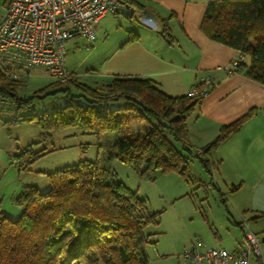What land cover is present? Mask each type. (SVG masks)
<instances>
[{"label": "trees", "instance_id": "1", "mask_svg": "<svg viewBox=\"0 0 264 264\" xmlns=\"http://www.w3.org/2000/svg\"><path fill=\"white\" fill-rule=\"evenodd\" d=\"M201 30L246 55L249 64L237 62V70H245L246 76L264 84V0L211 1ZM24 80L0 71V100L16 112L31 102L17 94ZM56 92L65 94L62 105L21 115L20 120L36 122L43 139L66 126L95 135L122 131L107 147L106 158L124 161L141 176L153 169L187 174L194 158L210 171V150L250 115L224 125L212 142L198 150L189 142L186 127L188 116L202 99L198 96L167 95L150 79L113 78L91 86L74 75L68 82L50 83L34 96ZM120 99L127 104L110 106ZM143 121L148 125L140 132L128 130L131 123ZM23 154L18 157L28 161L41 155L30 147ZM16 165L23 169L19 161ZM112 175L98 160H80L47 173L48 190L24 185L15 198L18 216L10 218L0 212V264H148L146 245L155 240L147 227L159 224V213L150 211L144 199L113 181Z\"/></svg>", "mask_w": 264, "mask_h": 264}, {"label": "crops", "instance_id": "2", "mask_svg": "<svg viewBox=\"0 0 264 264\" xmlns=\"http://www.w3.org/2000/svg\"><path fill=\"white\" fill-rule=\"evenodd\" d=\"M211 1L215 0H123L119 13L106 14L96 25L98 32L103 28L101 21L111 14V49L99 62V83L113 78L150 79L167 95L179 97L212 77L210 92L186 121L187 138L198 150L212 142L224 125L250 112L238 130L210 150V171L194 159L225 188L226 213L240 215L260 240L261 256H252L249 264H264V84L233 65L236 61L247 66L246 55L201 30ZM83 41L87 40L79 35L69 39L67 55ZM65 66L80 80L77 67L69 68L66 59ZM0 212L9 216L1 208ZM233 224L238 238L229 250L235 248L244 230L238 221Z\"/></svg>", "mask_w": 264, "mask_h": 264}, {"label": "rangeland", "instance_id": "3", "mask_svg": "<svg viewBox=\"0 0 264 264\" xmlns=\"http://www.w3.org/2000/svg\"><path fill=\"white\" fill-rule=\"evenodd\" d=\"M2 12L0 6V14ZM101 24L104 30L100 28L98 32L95 31L96 39L92 43L83 41L84 44L71 50L66 58L69 68L77 67L75 73L77 72L79 81L88 82L91 86L100 82L99 62L102 61L103 54L111 49V14ZM57 81L42 69L34 68L17 90L19 97L31 98L28 108L16 112L8 103L2 104L0 100L1 210L11 218H16L20 213V206L16 204L15 197L24 185L32 184L43 191L48 190L50 181L47 173L76 164L80 160H98L101 165L110 169L113 181L122 182L146 201L150 211L159 213V224L147 227L151 240H155V243L146 245L148 264H185L182 253L194 245H201L203 248L224 247L227 250L232 248L234 239L238 238L233 221L241 222L243 219L233 211L232 214L226 213L224 203L228 204L225 188L214 177L203 172L197 160L189 161L187 174L153 169L141 176L124 161H108L106 158L107 147L122 131L95 135L75 126H66L43 139L36 122L21 121V115L40 113L46 108L58 107L64 103L63 92L34 96L40 89ZM71 92L78 93L74 89ZM120 104L124 106L127 103L120 99L110 103V106ZM145 125L148 124L144 121L133 122L128 130L137 133ZM28 147L41 155L29 161L28 158L18 157L24 155V150ZM17 161L23 169L18 170ZM210 183L211 188L208 187ZM244 228L249 227L244 225Z\"/></svg>", "mask_w": 264, "mask_h": 264}, {"label": "built area", "instance_id": "4", "mask_svg": "<svg viewBox=\"0 0 264 264\" xmlns=\"http://www.w3.org/2000/svg\"><path fill=\"white\" fill-rule=\"evenodd\" d=\"M122 4L123 0H0V71L18 80L40 68L68 82L73 73L65 66L67 41L79 35L92 43L98 21L119 13ZM212 86L213 78H205L186 95L203 98ZM241 223L248 227L245 220ZM252 256H261L260 240L249 228L233 250L194 245L182 253L185 264H249Z\"/></svg>", "mask_w": 264, "mask_h": 264}]
</instances>
